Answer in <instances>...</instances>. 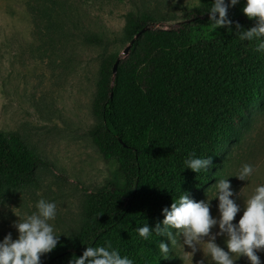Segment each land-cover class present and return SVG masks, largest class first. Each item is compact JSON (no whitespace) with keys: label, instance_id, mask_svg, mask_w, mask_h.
<instances>
[{"label":"trees","instance_id":"16d2710c","mask_svg":"<svg viewBox=\"0 0 264 264\" xmlns=\"http://www.w3.org/2000/svg\"><path fill=\"white\" fill-rule=\"evenodd\" d=\"M211 0H200L187 18L208 17ZM228 17L243 29L254 19ZM46 7L45 37L55 46L66 22ZM61 17L66 16V10ZM148 13H129L120 39L131 45L127 56L115 51L105 56L98 69L90 129L93 143L104 159H115L123 182L92 197L85 223L78 234L58 243L42 257L43 264H68L86 245L106 241L134 264H171L160 259L158 244L166 237L141 239L135 229L147 223L150 230L163 219L161 210L183 192L190 198L212 183L222 151L243 123L244 116L264 101V53L255 41H240L235 25L219 28L210 38L195 40L192 24L151 26ZM76 30L89 46L106 47L108 37L92 30ZM120 58L116 73L114 64ZM212 157L206 173L184 169L189 153ZM41 163L38 153L17 133L0 131V198L6 187L18 188L35 180ZM184 169V170H183Z\"/></svg>","mask_w":264,"mask_h":264},{"label":"rangeland","instance_id":"374dc122","mask_svg":"<svg viewBox=\"0 0 264 264\" xmlns=\"http://www.w3.org/2000/svg\"><path fill=\"white\" fill-rule=\"evenodd\" d=\"M200 0H0V131L17 133L41 158L35 180L18 188L6 187L0 198V240L17 233L12 222L19 214L30 213L40 198L57 204L56 228L68 235L78 234L85 223L92 197L123 182L115 159L106 160L90 135L95 124L92 102L102 59L123 51L120 42L129 13H148L151 26L177 27L192 24L195 40L216 34L208 17L196 21L188 14ZM46 7L54 9L66 22L64 34L55 36V46L45 37ZM235 9L243 15L244 0ZM66 11V16L61 14ZM246 17V16H245ZM58 18V17H57ZM92 30L108 37L106 47L89 46L74 30ZM243 164L255 171L248 181L229 177L234 192L241 191L237 203L264 183V101L244 116L234 139L222 151L212 183L194 195L196 201L211 197L214 183L221 176H235ZM218 200L211 201V214L217 216ZM242 215L238 213L237 222ZM68 239L61 235V241ZM207 239V238H205ZM216 243L224 247L222 237ZM264 264V251L257 253ZM171 264H210L202 250L193 255L181 244L172 247ZM235 264H250L241 257Z\"/></svg>","mask_w":264,"mask_h":264},{"label":"clouds","instance_id":"9594fccd","mask_svg":"<svg viewBox=\"0 0 264 264\" xmlns=\"http://www.w3.org/2000/svg\"><path fill=\"white\" fill-rule=\"evenodd\" d=\"M240 0H211L207 9L208 25L211 31L219 28L232 30L235 25L236 35L240 41H255V51L264 53V0H244L243 14L255 20L254 26L243 29L238 22L228 17V9L236 6ZM184 169L200 174L208 172L212 157H198L189 153L183 161ZM183 169V170H184ZM255 168L243 164L238 173L221 176L214 183L211 197L196 201L183 192L168 207L161 210L163 219L151 228L147 223L135 229L138 236L148 240L166 237L158 244L160 259H169L172 247L178 243L191 249L192 255L202 250L210 264H235L241 257H246L250 264H262L258 252L264 251V183L255 186L250 195L243 198V206L237 203L241 191L234 192L229 177L248 181ZM218 200L217 216L211 214V201ZM12 222L17 236L13 239L11 232L0 240V264H43L42 257L57 248L61 235L71 239L72 236L59 231L54 221L57 217V204L40 198L30 213L19 214ZM239 220L233 222L238 213ZM223 238L224 247L216 243ZM207 238V239H205ZM68 264H134L133 259L121 255L110 242L103 245H86L82 254L69 259ZM198 264H204L203 261Z\"/></svg>","mask_w":264,"mask_h":264},{"label":"water","instance_id":"95a60500","mask_svg":"<svg viewBox=\"0 0 264 264\" xmlns=\"http://www.w3.org/2000/svg\"><path fill=\"white\" fill-rule=\"evenodd\" d=\"M147 29H149V27L148 26H146V27H144L141 31H139L136 35H135V37L132 39V41L129 43V45L124 49V51H123V55L124 56H127L128 54H129V52H130V49H131V45L134 43V41L139 37V36H141L142 35V33L144 32V31H146ZM121 58V57H120ZM120 58L116 61V63L114 64V69H113V72L114 73H116V71H117V67H118V64H119V62H120Z\"/></svg>","mask_w":264,"mask_h":264}]
</instances>
